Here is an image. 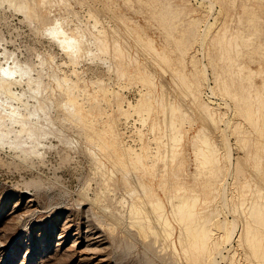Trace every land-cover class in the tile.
Returning <instances> with one entry per match:
<instances>
[{
  "label": "bare ground",
  "instance_id": "obj_1",
  "mask_svg": "<svg viewBox=\"0 0 264 264\" xmlns=\"http://www.w3.org/2000/svg\"><path fill=\"white\" fill-rule=\"evenodd\" d=\"M69 1L71 0H0V8L8 4L9 7L14 8L17 13L19 12L25 16L27 22L30 20V25H33L34 21L32 19L36 16L37 9H46L50 15H53V8H57L59 5H64L66 9L68 8L69 10L72 6ZM85 4L88 3L85 2ZM63 9L65 8L63 7ZM189 9L191 11L190 7H188V10ZM209 9L211 8L209 7ZM112 12L114 13L113 10ZM195 12L197 13V11ZM67 14L66 16L57 14V16L50 19L46 25L44 23H47V19L45 22L42 21L44 22L43 30H40L45 33L47 32L48 34H44V36L50 35L51 41L59 46V49H61V52H63L67 58V61L63 62V65L72 67L71 75H66L64 73V70L60 67L61 65L55 62L54 57H51L49 61L41 56V59L40 57L38 58V54L37 59H40L39 63H24L19 60L20 58L18 59L15 56L17 54L10 53L6 46L2 47L3 43L1 44L0 40V47H2V51L0 52V150L4 148L13 150V153H17L19 160L21 158V161H25L24 163L30 159H42L41 157L44 156L47 141H50L52 138L63 141L64 144L68 145L69 149L70 146L72 147V145H74L71 144L73 143V138L66 137L67 134L63 132L64 129L60 128L61 124L59 125V123L64 122L65 124V122H68L69 124H78L77 127L80 126L81 128H79V130L81 131L83 129L85 131L86 135L84 133L83 135L86 137L85 139L83 137V139L86 141L88 145L86 146L93 156L96 169L102 172L101 174L99 171H96L98 172V176L99 173L102 175L99 177L104 179V186L105 184L108 185L111 177L115 178L116 172L123 174V179L128 183V185L124 183L126 186H129V181L131 179L135 181L133 183L134 187L130 192L133 199L129 204V217H127L129 218L128 222L130 225L136 227L139 230V235L145 238L143 241L146 240L149 235H152L161 241L164 246L163 248H172L174 250V255L179 256L183 254L186 256V259L190 256V260H187V262H190L189 264H220L221 262L225 264H240L239 248H244L247 252L245 262L248 260L250 264H258V262L264 264V197L259 199L260 192L257 190L251 195V200L243 199L239 203H234L233 206H231V204L229 206L226 205V200L230 198H228V185L231 183H228V180L232 175L229 173V175L226 174L225 176V173L229 171V166L231 165H229V161L233 158L231 157L232 153L230 155L231 149H225L223 146L225 142L218 138L221 137L223 132L221 125L224 123V119L227 120L225 122L226 125L223 126L231 127L232 119H230L228 115L232 109L230 107L231 105L229 106L226 100V102L222 101L226 108L221 104L216 105V102L214 103V98L221 97L238 102V96L233 91V82L219 77L220 74L216 73L217 71L215 72V70L221 61L230 64L234 59L232 52H238V50L242 48V41H249L252 38L249 39L250 37L248 36L249 38L247 39H241L238 36H233L231 38L228 37V39L227 30L224 29L221 33H218V35L216 34L213 39L214 48L218 50L219 55L216 57H209V65L204 64L206 62L203 63V61L206 60L204 52L199 53L200 51L196 49L195 53L190 56L189 61H182V58V62L179 66L168 69L172 60L171 56H169L170 53H167L168 49H165L164 45V47L158 48L156 45L157 40L155 41L153 38L145 36V38L139 37L136 40L134 39L145 53V56L142 55L145 59H141L144 57L140 58L139 55L131 52L133 50L130 48L133 46L130 47V41L123 38L125 35L123 36L124 33H121L122 30L120 31L119 26L115 25V27L112 28L110 25H103V17H106L105 15L103 16L101 10L96 8L95 10H89V19L87 22L83 23L81 22L83 19H80V21L78 18L75 27L71 24L73 28L70 26V22H72L70 15L76 16L78 13L71 10V12ZM110 14L113 15L112 13ZM160 15L161 18L164 19V27L166 25L169 29L170 17L167 15L166 11H161ZM72 17L73 16H71V18ZM25 18L24 20H26ZM126 21L129 20L126 19ZM203 22H209L205 20L204 14H201V19L198 17L191 20V26L186 32V37L183 36L185 37L184 40L186 39L187 42L185 40V45H183V47L180 46L179 53H181L182 56L187 54L189 44L195 39L193 37L195 28L200 26ZM121 23H123V21L119 20V24ZM100 25L102 27H100ZM121 25L123 26V24ZM214 25L215 23H213V27ZM213 27L212 25L211 27L209 26V30L207 31L210 33V28L212 29ZM165 29L166 28H164V30ZM130 31V34L133 35L132 32L136 31V29H131ZM207 31L202 35H205ZM236 32L240 33V28H238ZM209 33H207V35ZM166 36L167 41L174 40L173 38H175L172 29H169ZM178 42L180 44L179 40ZM202 50L204 51V47ZM200 54L202 58H200ZM196 56L201 59L203 69L198 66ZM88 59H99L104 64H107L108 72L114 74L116 78H110L112 82H106L102 79L87 80L83 75L84 72L79 70V68L84 60L88 61ZM103 63H101V65ZM153 63L163 68L167 67L165 69L171 74L175 85L186 86L185 91L188 90L187 97L190 99L189 104H186L184 101H178L176 97L168 93L170 89H168L167 84L165 83V85L162 80H160V82L156 81L155 74L157 70ZM188 64L193 66L192 70L187 69ZM243 69L247 71H245L247 79L250 75L251 77L255 76L254 73L256 72H254V69ZM243 69L240 70L243 72ZM241 71H239V73ZM258 71L262 73L263 70L259 69ZM67 74H69V72H67ZM201 75H204V79L201 78ZM122 81H125L129 85L134 84L140 87L138 92L140 97L135 104L128 100L127 95H124L125 93L123 94L121 92L125 89L121 85ZM111 83H113V85H111ZM114 86H119L120 89L117 90ZM262 87L264 90V83ZM263 90L262 88H258L257 94L259 92L260 95L263 94ZM260 95H258V98ZM58 97L61 98L60 102L58 101ZM57 101L60 103L59 106ZM102 103L106 104L105 106L110 109V114L107 107V109L102 107ZM57 109L58 111L61 110L59 112L60 114H58ZM263 111L264 101L256 105L248 104L247 106L239 107L240 114H245L247 120L253 125L257 124V117L261 116ZM195 114L203 119L207 125L204 123L205 125L202 127L197 128V130L194 129L195 132L192 134L194 122L192 123L190 118ZM135 117H138L137 120L133 119ZM104 118H107V120L105 121ZM123 119L124 121L122 122ZM131 119L136 121V124L139 121L142 125V128H140V124L139 128H136V125L133 126L136 128V137L139 138L140 142H138V138H136L134 134H132V136L134 142L140 143L141 146L139 149H135L132 145H128V140L125 141L127 138L125 131H122L123 127L121 126H123L124 123H129ZM131 127L130 125V128ZM145 130H147V132H145ZM263 131L264 130H262V132ZM262 132L261 135L263 134ZM148 134H152L153 138H147ZM247 140L248 138L243 139L245 142H247ZM188 141H190V146H192L191 148L196 155V161L201 165L195 181H200V179L202 180L203 178L207 179L205 180L206 182L204 181L206 184L203 186L204 190L201 189L203 190L201 193L199 191L197 192L194 185L192 186L194 182H191V185L185 183L182 178L185 176L182 175L184 173L181 174V170L176 168L178 160L183 157L186 151ZM150 142L156 146L153 148ZM251 155L254 157L253 154H250V156ZM16 158L17 157L14 159L16 160ZM43 160L44 159H42V161ZM104 160L108 161L110 166L112 165L111 170L107 168V162L105 164ZM240 163L241 162L235 164L234 168L232 167L234 174H237L236 176H240L242 170V163ZM182 164L183 162H181L180 166ZM160 165L164 166V172L162 178H160L161 190L163 189L166 195V201L159 197V195L157 196L151 185L143 178L134 176L133 169L143 170L144 173L150 172L151 174L155 170L157 172L156 168ZM231 166L234 165L232 164ZM158 170L161 172L159 168ZM104 186L102 187L103 192H101V194L96 193L93 198L88 197L89 194H87L88 196L84 197L85 200L87 201L89 199L88 201L95 204V202H98V199H106L105 191L107 190H104ZM245 186L249 187L250 183L246 182ZM108 187L112 188L113 186L110 185ZM109 192L112 194L111 191ZM262 192L264 191L261 190V195ZM110 193L108 194L111 195ZM219 198L224 204V211L221 207L219 208V206L222 205L218 204ZM124 200L127 201L126 199ZM124 200L122 202L121 199L119 202H122L120 204L122 208L124 206L125 209L128 205L123 204L125 202ZM34 201V199H30L28 201L30 204L26 205L28 208L25 207L24 212H26L28 217L30 215L28 213L32 214L38 211ZM111 202L110 205L112 204ZM96 204H99L97 207L101 205L100 202ZM106 204L109 203H105V205ZM14 206L17 212L20 210L21 203L19 202ZM199 206L204 208L203 212H197L195 210ZM109 208L106 207L103 210L106 211ZM98 209L101 210V206ZM245 209L246 212L249 210L247 215H243L246 213L244 212ZM109 210H114V208ZM105 213L104 215L108 212ZM115 213H108V216L109 214L113 215ZM120 213L122 215V212ZM225 213L233 215L234 218L229 221ZM241 213L242 219L239 223L236 218H238L237 214ZM223 215L225 218L223 217L224 220L220 221ZM22 216L23 215L15 216V221L21 220L22 218L20 219V217ZM105 217L107 219V215ZM118 217H115L116 221ZM127 217H123V219ZM112 218L114 219V217ZM109 220L110 219H108V221ZM238 220H240V218ZM25 221L26 220H24L23 224ZM19 222L21 223V221ZM18 223H16L17 226L15 225V228L12 226L14 229L7 236L10 241L13 240V242H15L18 240L17 245L20 243V238L18 237L19 239H16L17 234H15L18 233L16 232ZM111 223H108V225H112ZM118 223L119 221L116 223L113 222L115 226L118 225ZM70 226L71 225L67 221L60 227V232L57 234L58 237H56L58 247L63 246L67 239H69L66 230L70 229ZM117 228L118 227L113 230ZM113 230H111L112 235ZM1 231L2 230H0V233ZM102 235L103 234L98 230L91 232L87 229L85 231L78 230V232L73 234L75 238L71 246L74 255H77V263H89L90 260L93 259V256L95 257L96 255L100 257L101 262L108 261V259H106L108 258L107 255L102 254L104 246H106L104 245L105 243ZM234 243L238 244V246L235 247L233 245ZM5 245L4 247L0 245V257L7 251ZM178 245L180 248H178ZM15 251V249L12 250L11 248L10 250L9 248L6 253V255H8L7 260L2 261V258H0V264H10L13 262ZM66 251L69 252L71 249L68 248ZM224 252H228V255L225 256ZM24 257L26 256L24 255ZM219 258H221V261H218ZM69 260L71 259H68V261ZM25 262H22V264H25Z\"/></svg>",
  "mask_w": 264,
  "mask_h": 264
},
{
  "label": "rangeland",
  "instance_id": "obj_2",
  "mask_svg": "<svg viewBox=\"0 0 264 264\" xmlns=\"http://www.w3.org/2000/svg\"><path fill=\"white\" fill-rule=\"evenodd\" d=\"M76 1L78 2V4ZM69 2L72 5L71 8H69V10L68 8L66 9L64 5H59L60 7L57 5L58 6L57 8L54 7L53 8L54 13L52 11L54 16L52 14L50 15L46 9H41V8L37 9V12L35 14L36 16L33 17L32 19L34 21L33 25L32 24L30 25L29 24L30 20L27 22L25 16H23L19 12L17 13L16 10L12 7H9L8 4H5L4 7L1 6L0 40H1V44L3 43L2 47L6 46L10 53L17 54L15 56L18 59L20 58L19 60L23 61L24 63L34 62L35 64H37L39 63L41 57L47 60L49 59L51 60V57H54L55 62L61 65L60 67L62 70H64V73L66 75H71L72 67L71 66L69 67L67 65L69 67L68 69L66 65H63V62H66L67 58L65 57L63 52H61L59 46L51 41L49 37L50 35L44 36V34H48V33L47 32L45 33L44 31L41 30H43V25L48 24L50 19L56 17L57 14L59 15L62 14L66 16L68 15L67 13L71 12V10L76 11V13H78L76 16L72 14L70 15V19H72V22H70V26L72 28L73 25L75 27V25L77 24L78 18L79 20L83 19L84 21L83 20L80 21L86 23L87 20L89 19L88 17L89 10L92 9L95 10V8L101 10L103 12V16L105 15L106 18L103 17L102 20L104 26L110 25V27L112 28H114L115 25L119 26L120 31L122 30L121 33H124L123 36L125 35L123 38L130 41V42L127 41L130 43V47L133 46L130 48L131 50H133L131 52L139 55L140 58L144 57L145 53L140 48L138 43L135 41L139 37L143 38L145 36V37L153 38L155 41L157 40L156 45L158 48L165 46V49H168V51L166 50L167 53L168 54L170 53L169 56H171L172 59L170 65L168 66V69L171 67L179 66L181 62L184 60L189 61L190 56L195 53L196 49L200 51L199 53L204 52V57L206 60H204L203 63L206 62L204 64L209 65V59H210L209 57H216L219 55L218 50L214 48L215 45L213 39L216 36V34L218 35V33H221L224 29L227 30V35H228L227 38L228 37L231 38L233 36H238L241 39H247L249 37H250L249 39L252 38L249 41H242V48L238 50V52L237 51L232 52V56L234 59L230 64L228 62L221 61L215 70V72L217 71L216 73L220 74L219 77H222L223 79L233 82V91L238 96V102L232 99L229 100V98L224 99L221 97L216 99L214 98V103L216 102L215 103L216 105L221 104L224 108H226L225 104L223 103L226 100L229 103V106L231 105L230 107L232 109V111H230V114L228 115V117L232 119L231 127L229 128L228 126H223L226 125L225 122L227 120L224 119L225 121L221 125L223 132L221 137L218 138L225 142L223 143L225 149L227 150L231 149L230 155L232 153L231 157L233 159L229 161V165L230 164L234 165V166L230 165L229 171L225 173V176L226 174L229 175V173H231L232 175L230 177L231 179L229 178L228 180V183H231L229 184L230 186L228 185V195H229L228 198L229 197L230 198L226 200L227 202L226 205L229 206L231 204V206H233L234 203L235 204L239 203L243 199L251 200L250 199L251 195L257 190L260 192L259 199L263 198L264 192H262L261 195V190L264 191V186H263L264 185V131L262 132V130H264V123H263L264 111L261 116L257 117L258 118L257 124L253 125L250 124V122L247 120L245 114H240L239 107L247 106L248 104L256 105L261 101H264V92L261 95L260 92L257 94L258 88H262L263 90L262 85L264 83V76H263L264 0H94V1L71 0ZM85 2L88 3L89 5L85 4ZM63 7L65 9H63ZM188 7L191 8V11L190 9L188 10ZM209 7L212 10L209 9ZM112 10L114 11V13L112 12ZM161 11H166L167 15L170 17L169 29H172V31L174 32L175 35V38H173L174 40H169V41L166 40L167 37L166 35L169 29L168 27H166V25L165 27L163 25V23L165 22H163L164 19L161 18L160 15ZM195 11H197V13ZM110 13H112L113 15H111ZM119 14L124 17H121ZM201 14L205 15V20L209 21L207 23L210 27L211 25L213 27V23H215V25L212 29L210 28L211 31L210 33L207 31L209 30L208 28L209 26L207 25V23L203 22L200 26H197L195 28L194 36H193L195 39L194 41H191V44H189L188 42L189 50L187 54H185V56H182V54L179 53L181 48L180 46L183 47V45H185L186 39L184 40V38L186 37V32L191 26V20L193 18H198V17L201 19ZM71 16L73 17L71 18ZM24 18L26 20H24ZM115 18L118 20H116ZM125 18L128 19L129 21H126ZM46 19H47V23L45 22ZM119 20L123 21V23H121L123 24V26L119 24ZM42 21H44L45 23ZM124 25L127 26L128 28L125 27ZM100 27L102 26L100 25ZM164 28L166 29L164 30ZM238 28H240L241 31L240 33L236 32ZM131 29H136V31L132 32L133 35L130 34ZM205 31H207L206 34L202 35L205 33ZM207 33L209 34L207 35ZM2 38L4 39V41ZM178 40L180 41V44ZM177 46L179 47V51ZM2 47H0V52L2 51L1 50ZM203 47H204V51L202 50ZM53 54H56L57 56ZM37 55L38 58L41 56L40 59H37ZM199 56L200 58H202L201 54ZM200 58L199 57L196 58L198 61L197 64L201 69H203V64ZM141 59H145V57ZM101 63L103 62L100 61L99 59H94V60L88 59V61L84 60V62L80 65L81 67L79 66L80 67L79 70L84 72L83 73L84 77L89 81L90 79L92 80L102 79L106 82L108 81L112 82L111 80L113 78H116V76L108 72L107 64L103 63L101 65ZM153 65L156 67L155 69L157 70L155 74L156 81L160 82V80H162L164 84L165 83L167 84L168 89H170L168 90V93H171V95L176 97L178 101H184L186 102V104H189L190 99L187 97L188 90L185 91L186 86L183 87V85L180 86L175 85L171 74L168 72L167 69H165L167 67L163 68L156 63H153ZM221 67H223L224 69ZM243 68H247V70L254 69V72H256L254 73L255 76L251 77L250 75L247 79L245 76V73L247 71L246 69ZM256 68L258 70L262 69L263 70L262 73L261 71H258ZM187 69L192 70L193 66L191 64H188ZM240 69H243V72ZM228 71L231 73H229ZM239 71H241L240 73L242 74H240ZM67 72H69V74H67ZM201 78L204 79V75H201ZM111 85H113V83H111ZM121 85L123 86V88H125L121 92L123 94L125 93L124 95H127L128 100L135 104L137 102V99L140 97L138 93L140 87L134 84L129 85L125 81H122ZM115 88L117 90L120 89L119 86ZM258 95H260L259 98ZM58 101L59 102L61 101L60 97H58ZM59 105L60 103H58V106ZM102 105H103L102 107L104 108L107 107L105 106L106 104L104 103H102ZM109 110L110 109L108 108V111ZM60 111L61 110L58 111V114H60L59 113ZM110 113L111 111H109V114ZM137 118L138 117H135L133 119L137 120ZM190 119L192 123L194 122L192 134L195 132L194 129L197 130V128L202 127L203 125H205L204 123H206L196 114L193 115V117H191ZM194 119L196 122L194 121ZM104 120L106 121L107 118H104ZM123 121L124 119L122 120V122ZM130 121L125 125V126L127 125L129 126L127 127V130L125 128H122V131L124 130L129 132L131 130L133 132L132 133L130 131L131 134H134L136 137V128H139L141 124L139 121L136 124V121H133L132 119ZM70 124L68 122H65V124L64 122L59 123L60 128L64 129L63 132L67 134L66 137L68 136L69 138L71 137V139L73 138V143L71 144L74 145H72L71 147L69 144L70 146L69 149L68 145L64 144V142L61 140L58 139L56 140L54 138L50 139V141L48 140L46 149L44 150L45 152L44 156L41 157L42 159H44L43 160L44 162L42 161V159L36 158V160L35 159L27 160L29 163L27 161L26 163H24L25 161L23 160L21 161V158L19 160L17 153L15 152L13 153V150L9 148L7 149L4 148L0 150V230H2L0 233V245L4 247V245L6 244L5 247L7 251L9 248L10 250L11 248L12 250L13 249L16 250L14 255L15 261L13 260V262H11L10 264H22V262L25 261H26L25 264H51V263L81 264V262L77 263L78 258L77 255H74L73 248L71 245L73 244V239L75 238L73 234L75 232H78V230L85 231L86 229L91 232L98 230L100 231V233L103 234L102 238H104L103 239L105 243L104 245L106 246H104L103 249L104 251L102 250L103 251L102 254L107 255L108 258L106 259H108V261L101 262L100 257L96 255L95 257L93 256V259H91L89 263L87 262L82 264H99L100 262H101L100 264L103 263L104 264H177V263L189 264L190 262H187V260L188 259L190 260V256L189 258L187 257L188 259H186L185 258L186 256H184L183 254L179 256L174 255L173 254L174 250L172 248L170 249L163 248L164 246L161 243V241L156 239L154 236L149 235L146 238V240L143 241V239L145 238L139 235L138 233L139 230L136 227L131 226L130 223L128 222L129 204L132 202L131 200L133 199L130 192L134 187L133 183L135 181L131 179L132 182L130 180L129 186H126V184L124 183H127V181L123 179L124 178L123 174L116 172L115 178L111 177V179L108 182V185L105 184L104 186V182H103L104 179L100 178L102 176L100 175V173L102 174V172L96 169V166L94 165L95 162L93 160V156L88 150L87 147L88 145L84 140L86 136L84 137L83 133L85 134V131L83 129H82L83 131L82 130L80 131L79 130L80 126L77 127L78 124L77 125L76 124L70 125ZM130 125L132 126L131 128ZM133 126H135L136 128ZM140 128H142V125ZM145 132H147V130H145ZM261 132L263 133L262 135ZM147 138H153V135L148 134ZM244 138H248L247 142L243 141ZM126 140L127 139H125V141ZM137 140L138 142H140L139 138ZM138 142L127 141L128 145H132V147H134L135 149H139V147L141 146L140 143ZM151 144L152 143L150 142V145ZM190 145L191 143L190 141H188V145L185 151L186 153L184 152L183 157L180 160H178V163L176 164V168L181 170V174L184 173L182 174L183 176L185 175L184 177H182L183 181L188 185H191L194 182L192 186L194 185L197 192L199 191L201 193L204 190L203 186L206 184L205 180L207 179L203 178L202 179L203 182L201 179H200L201 182L198 180L195 181V178L197 177L200 171L201 165L199 164L198 161H196L195 159L196 155L193 149L191 148L192 146ZM151 146L154 148L156 145L152 144ZM47 147L50 151L47 149ZM250 154H253L254 157L252 155L250 156ZM15 157H17L16 160L14 159ZM180 161L183 162L184 165L182 164L180 166L181 164ZM104 162L105 164L107 162L106 166H108L107 168L111 170L112 165L110 166L109 165L110 163L106 160H104ZM239 162L242 163V170L240 176H236L237 174H234L233 168L235 167V164ZM158 168L161 170V172L158 170ZM156 169L157 172L155 170L151 174L150 172L144 173L143 170L133 169L134 176H136L137 178H143L148 184L151 185L154 193L156 192L155 194H157V196L159 195V197L163 198L166 201V195L163 189L161 190L162 188L161 178L164 172L163 170L164 166L160 165ZM96 171L100 172L99 173L100 177L98 176V172ZM154 175L156 176L158 175V176L156 177ZM158 177L161 178L159 179ZM158 182L160 183V185ZM246 182L250 183L249 187L245 186ZM110 185L113 187L109 188L108 186ZM100 186L101 188L104 186V190L106 189L108 191V192L105 191L106 199L103 200L98 199V202H95V204H92L93 202L88 201L89 199L86 201L84 197H87L88 196L87 194H89L88 197L93 198L96 195V193L101 194V192H103V188L101 190ZM106 186L108 187V189ZM109 189H113V190H109ZM109 191H111L112 194ZM108 193H110L111 195H109ZM123 198L126 199L127 201H125ZM30 199L35 200L34 204L35 207L38 208V211L32 214L28 213L31 215V216L29 215L28 217V215L26 214V212H24V210L25 207L28 208V206L26 205L30 204V202H28ZM121 199L122 202L123 200L125 201L123 203L124 205L125 204L128 205L127 208L124 209V206L122 208V205L120 204L122 202H119L121 201ZM220 200L221 199L219 198L218 204L219 205L222 204V205L219 206V208L221 207V209L223 210L225 207L224 204L221 202L222 200L221 201ZM19 202L21 203V207L20 210L16 212L14 205H16ZM99 202L101 204L100 205L101 210L105 209L106 207L108 208L110 207L109 209L114 208L115 211L109 209L103 211L111 214L112 212L113 213L116 212V213L113 215L109 214L108 216V213L106 214L105 212L98 209L100 206L97 207V205L99 204L96 203ZM110 202L112 203L111 205L113 208L111 207ZM105 203H109V204L105 205ZM246 209L244 210V212H246ZM195 210L197 212H201V211L203 212L204 208L199 206ZM120 212H122V215ZM247 212L249 213V210H247ZM247 212L243 215H247L248 214ZM104 213L107 215V219ZM242 213L237 214L238 218L236 219L239 223L241 222L242 219L241 216ZM123 214L126 216H124ZM18 215H23L24 217L23 216L20 217V219L22 218L23 220L21 219L15 221V216ZM225 215L227 216L229 221H231L234 218L233 215H229L228 213H225ZM112 217H114V219ZM115 217L116 218L118 217L117 221H119L118 223L119 226L118 225L115 226L113 224V222L115 223L117 222ZM123 217H127V218L123 219ZM221 217L222 218H220V221L224 220L225 218L224 215ZM239 218L240 220H238ZM108 219H110L109 220L110 222L108 221ZM24 220L26 221L23 224ZM17 221L18 222L21 221V223L20 222L18 223ZM67 221L71 225L70 229L66 230L69 239H67L66 243L63 246L58 247L57 246L58 243H56L57 242L56 237H58L57 234H59L60 232V227H62V225L65 224ZM16 223H18V228L16 231L18 233H15L17 234L16 239L18 237L20 238V239L18 238L20 242L18 245H17L18 240L13 242V240L12 241L8 240L7 237L13 231L15 225L17 226ZM108 223H111L112 225L110 224L108 225ZM116 227L118 228L116 230H113ZM107 228L113 230V235H112V231ZM233 245L235 247L238 246V244L236 243H234ZM68 248H70L71 251L67 252L66 250ZM178 248H180L179 245ZM242 249L241 248L238 249L239 258L242 264H247L249 263L248 260L247 262H245L247 252L244 250V248ZM7 251H5L4 252L5 254L3 253V255L0 257L2 258V261L7 260L8 258V255H6ZM224 254L226 256L228 255V252H224ZM24 255L26 257H24ZM177 257L180 258L178 259ZM68 259H71L69 260L70 262L68 261ZM218 261H221V258H219ZM220 264H225V263L221 262ZM258 264L261 263L258 262Z\"/></svg>",
  "mask_w": 264,
  "mask_h": 264
},
{
  "label": "built area",
  "instance_id": "obj_3",
  "mask_svg": "<svg viewBox=\"0 0 264 264\" xmlns=\"http://www.w3.org/2000/svg\"><path fill=\"white\" fill-rule=\"evenodd\" d=\"M125 125H126V123H124L122 127L125 128V129H127L128 126H125ZM125 134H126V136H127L126 139H127L128 141L134 142V138H133L131 132H127V131H125ZM128 136H129V137H128Z\"/></svg>",
  "mask_w": 264,
  "mask_h": 264
}]
</instances>
